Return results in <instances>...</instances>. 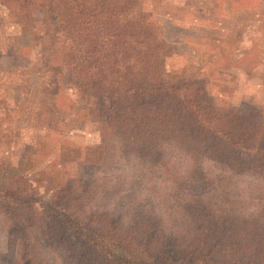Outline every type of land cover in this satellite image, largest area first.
I'll return each instance as SVG.
<instances>
[{
  "label": "trees",
  "instance_id": "16d2710c",
  "mask_svg": "<svg viewBox=\"0 0 264 264\" xmlns=\"http://www.w3.org/2000/svg\"><path fill=\"white\" fill-rule=\"evenodd\" d=\"M2 3L24 27L32 22L33 9L45 8L50 40L44 37L41 46L63 39L61 80L93 98L86 113L103 136L109 133L118 142L120 166L125 162L134 174L159 175L184 222L179 233L161 227L158 215L125 220L122 212L102 209L88 190L78 189L80 176L69 189L57 187L51 203L33 201L23 190L25 180L14 182L0 186L9 224L0 264H44L27 240L37 223L58 264H264L261 108L219 106L205 78L172 75L167 57L173 47L154 19L129 15L128 4ZM214 181L228 190L222 202L215 199Z\"/></svg>",
  "mask_w": 264,
  "mask_h": 264
},
{
  "label": "rangeland",
  "instance_id": "374dc122",
  "mask_svg": "<svg viewBox=\"0 0 264 264\" xmlns=\"http://www.w3.org/2000/svg\"><path fill=\"white\" fill-rule=\"evenodd\" d=\"M2 2L0 186L9 188L25 180L24 185H28L21 189L33 201L51 203L57 187L69 189L80 176L81 182L74 185L88 190L90 200L102 209L122 212L125 220L134 221L143 214L149 218L158 215L161 227L183 231L182 213L177 202L166 197L160 176L134 174L125 162L120 166L123 155L118 142L109 133L103 136L99 123L86 113L93 98L61 80L66 72L58 57L63 39L55 37L54 45L41 46L44 37L50 40L45 8L33 9V20L24 27L10 17ZM115 2L128 4L129 15L145 14L155 20L173 47L167 57L172 75L205 78L219 106L264 111V0ZM17 173L23 178L14 180L11 174ZM210 176L214 177L212 171ZM155 184L161 188L153 187ZM213 187L218 202L227 199L228 190L218 182ZM2 206L0 252L7 248L9 227L7 210ZM27 237L44 264H58L39 223L29 227Z\"/></svg>",
  "mask_w": 264,
  "mask_h": 264
}]
</instances>
